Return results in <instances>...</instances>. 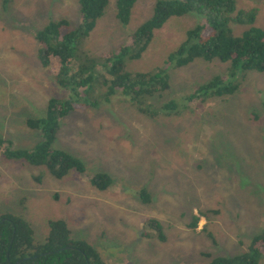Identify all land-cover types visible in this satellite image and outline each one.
Returning <instances> with one entry per match:
<instances>
[{"label": "rangeland", "instance_id": "1", "mask_svg": "<svg viewBox=\"0 0 264 264\" xmlns=\"http://www.w3.org/2000/svg\"><path fill=\"white\" fill-rule=\"evenodd\" d=\"M157 1L138 0L122 25L116 0H109L74 61L118 54L151 18ZM234 2L238 11L255 14L251 25H229L234 36L264 30V0ZM60 19L78 26V0H11L6 8L0 0V138L12 150H32L41 136L26 120L44 117L52 97L68 98L51 69L40 65L35 39ZM204 23L197 14L169 19L126 70L164 67L186 32ZM228 66L195 60L167 68L169 89L135 102L121 94L100 100L98 91L90 99L98 101L96 108L75 110L60 121L53 145L78 158L84 174L57 180L44 167L7 160L0 152V214L25 219L40 243L48 222L63 220L72 237L89 243L106 264H210L247 252L264 232V73H236L239 87L232 95L193 97L213 77H225ZM166 104L170 108L163 111ZM99 173L112 179L106 191L90 184ZM141 189L150 203L141 201ZM193 217L199 218L194 229ZM258 264H264V249Z\"/></svg>", "mask_w": 264, "mask_h": 264}, {"label": "trees", "instance_id": "2", "mask_svg": "<svg viewBox=\"0 0 264 264\" xmlns=\"http://www.w3.org/2000/svg\"><path fill=\"white\" fill-rule=\"evenodd\" d=\"M137 1L116 0L115 15L120 24H128ZM10 2L3 0V7H8ZM108 4L109 0H78L80 21L76 28H72L66 19H60L48 22L36 34L38 61L42 67L51 69L55 84L68 93V98L52 97L47 102L44 117L26 120V127L41 136V141L32 150H12L10 143L0 138V152L5 159L44 167L57 180L64 179L70 172L84 174V164L78 158L54 150L53 145L60 121L75 110L96 108L98 101L90 99H96L98 91L99 99L105 101L115 94L130 96L132 102L152 98L169 89L167 68H182L195 60L219 61L229 64V68L225 77H213L200 86L193 97L232 95L239 87L236 73H264V30L253 28L241 36H234L230 24L247 26L255 21L254 12L238 11L234 0H158L151 18L131 35L130 44L121 47L118 54L108 51L98 59L87 57L83 63L75 62L74 53L95 29ZM188 14L203 16L205 23L186 32L181 44L168 55L164 67L146 73L126 70L127 61L139 60L147 50L155 31L169 19ZM169 108L166 104L162 110ZM140 111L156 115L146 109ZM90 184L98 191H106L112 186V179L99 173L90 178ZM138 195L142 202L150 203L151 196L145 189L139 190ZM198 222L199 218L193 217L190 227L196 228ZM148 224L157 227L155 222ZM263 249L264 232L253 237L247 252L234 257H217L210 264H258ZM0 264L106 263L89 243L74 239L63 220L49 221L46 238L40 243L35 240L25 219L0 214Z\"/></svg>", "mask_w": 264, "mask_h": 264}]
</instances>
